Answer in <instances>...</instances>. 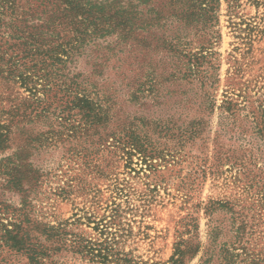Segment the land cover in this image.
Instances as JSON below:
<instances>
[{
	"label": "trees",
	"instance_id": "1",
	"mask_svg": "<svg viewBox=\"0 0 264 264\" xmlns=\"http://www.w3.org/2000/svg\"><path fill=\"white\" fill-rule=\"evenodd\" d=\"M219 6L220 0H0V264H8L9 253L28 264H56L67 253L88 264H146L119 246L125 230L119 204L109 214L104 208L98 216L89 212L53 224L35 203L51 171L35 162L41 153L81 139L101 146L110 138L112 166L124 157L129 164L135 153L144 162L157 155L142 135L144 118L121 121L116 90L104 83L108 62H121L125 52L134 60L149 52L169 58L162 80L154 69L135 77L130 104L161 97L163 83L189 87L181 94L196 106V116L186 126L156 124L159 132L176 130L178 140H191L217 111L223 127L248 123L250 140L242 141L264 153V96L251 94L247 82H228L220 102L216 97L221 63L210 48L219 33L210 29L218 23ZM190 30L208 35L206 46L194 50ZM80 58L93 59L87 61L90 72L77 70ZM203 210L205 241L197 218L181 221L162 264H191L196 257L193 264H264L243 241V221L235 226L236 204L208 201ZM222 212L231 220L228 238L216 217ZM82 218L94 223L97 236L78 229Z\"/></svg>",
	"mask_w": 264,
	"mask_h": 264
},
{
	"label": "rangeland",
	"instance_id": "2",
	"mask_svg": "<svg viewBox=\"0 0 264 264\" xmlns=\"http://www.w3.org/2000/svg\"><path fill=\"white\" fill-rule=\"evenodd\" d=\"M217 16L218 23L210 31H217L219 37L210 49L218 53L221 63L218 102L228 82H247L251 94L264 96V0H220ZM188 34L194 50L200 43L206 46L208 35L200 37L194 30ZM119 57L121 62L110 60L104 69L105 86L116 90L121 121L144 118L142 135L157 155L144 162L135 153L129 164L124 157L112 166L111 139L107 138L101 146L81 139L35 156L38 165L51 168L35 202L41 218L53 224L72 221L89 212L98 216L104 208L109 214L113 203L119 204L125 229L120 248L146 264H162L173 252L181 221L197 218L199 236L205 241L208 217L203 206L208 201L228 200L240 214L235 226L240 220L245 225L246 246L264 259V153L253 147L249 150L242 141L243 137L250 140L249 124L238 120L233 130L230 125L223 127L216 111L205 117V132L191 140H178L176 130L159 132L156 124L186 126L196 116V106H189L181 94L189 87L163 83L161 97L146 98L142 106L132 105L128 95L135 77L154 69L162 80L169 70V58L156 52L140 54L135 60L127 52ZM88 60L93 59L80 58L77 70L90 72ZM11 198L18 201L16 196ZM216 217L222 221L225 238L230 237L229 214ZM93 224L85 222L78 229L97 236ZM5 257L8 264H28L18 254ZM56 264L88 263L67 253Z\"/></svg>",
	"mask_w": 264,
	"mask_h": 264
}]
</instances>
